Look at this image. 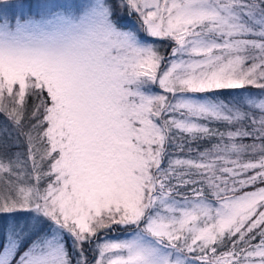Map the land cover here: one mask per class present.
Listing matches in <instances>:
<instances>
[{"label": "snow or ice", "instance_id": "1", "mask_svg": "<svg viewBox=\"0 0 264 264\" xmlns=\"http://www.w3.org/2000/svg\"><path fill=\"white\" fill-rule=\"evenodd\" d=\"M0 264H264V0H0Z\"/></svg>", "mask_w": 264, "mask_h": 264}, {"label": "rangeland", "instance_id": "2", "mask_svg": "<svg viewBox=\"0 0 264 264\" xmlns=\"http://www.w3.org/2000/svg\"><path fill=\"white\" fill-rule=\"evenodd\" d=\"M109 238H112V239H116V238H124V235L122 232L120 231H117L116 233L114 234H109Z\"/></svg>", "mask_w": 264, "mask_h": 264}]
</instances>
